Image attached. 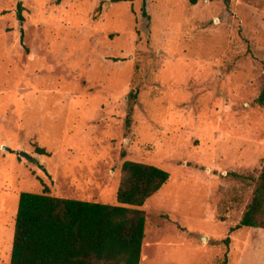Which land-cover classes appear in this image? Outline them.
<instances>
[{"label":"rangeland","instance_id":"rangeland-1","mask_svg":"<svg viewBox=\"0 0 264 264\" xmlns=\"http://www.w3.org/2000/svg\"><path fill=\"white\" fill-rule=\"evenodd\" d=\"M263 85L264 0H0V264L21 192L117 204L125 160L169 173L139 264H264Z\"/></svg>","mask_w":264,"mask_h":264},{"label":"trees","instance_id":"trees-1","mask_svg":"<svg viewBox=\"0 0 264 264\" xmlns=\"http://www.w3.org/2000/svg\"><path fill=\"white\" fill-rule=\"evenodd\" d=\"M22 11L18 2L19 21ZM255 102L264 107V85ZM121 171L117 204L52 196L47 188L41 193L21 192L9 264H139L145 231V213L139 207L160 190L169 173L130 160L123 161ZM241 227L264 229V162L233 229Z\"/></svg>","mask_w":264,"mask_h":264},{"label":"water","instance_id":"water-1","mask_svg":"<svg viewBox=\"0 0 264 264\" xmlns=\"http://www.w3.org/2000/svg\"><path fill=\"white\" fill-rule=\"evenodd\" d=\"M19 155L29 158V156L24 152H20ZM202 240H205V237H202Z\"/></svg>","mask_w":264,"mask_h":264}]
</instances>
